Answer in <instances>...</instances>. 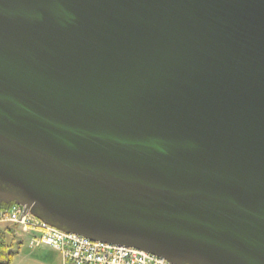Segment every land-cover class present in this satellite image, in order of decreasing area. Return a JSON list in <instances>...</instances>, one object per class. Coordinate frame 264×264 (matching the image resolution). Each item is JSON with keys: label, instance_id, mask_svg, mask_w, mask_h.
Segmentation results:
<instances>
[{"label": "water", "instance_id": "95a60500", "mask_svg": "<svg viewBox=\"0 0 264 264\" xmlns=\"http://www.w3.org/2000/svg\"><path fill=\"white\" fill-rule=\"evenodd\" d=\"M172 264H264V0H0V204Z\"/></svg>", "mask_w": 264, "mask_h": 264}, {"label": "built area", "instance_id": "2783aa9c", "mask_svg": "<svg viewBox=\"0 0 264 264\" xmlns=\"http://www.w3.org/2000/svg\"><path fill=\"white\" fill-rule=\"evenodd\" d=\"M0 227L26 233L31 248L47 246L57 250L62 264H172L135 248L91 241L63 232L16 204L0 206Z\"/></svg>", "mask_w": 264, "mask_h": 264}, {"label": "rangeland", "instance_id": "374dc122", "mask_svg": "<svg viewBox=\"0 0 264 264\" xmlns=\"http://www.w3.org/2000/svg\"><path fill=\"white\" fill-rule=\"evenodd\" d=\"M23 240L17 245L16 238L12 245V258L9 264H61L60 253L51 247L31 248L28 239L23 235Z\"/></svg>", "mask_w": 264, "mask_h": 264}, {"label": "trees", "instance_id": "16d2710c", "mask_svg": "<svg viewBox=\"0 0 264 264\" xmlns=\"http://www.w3.org/2000/svg\"><path fill=\"white\" fill-rule=\"evenodd\" d=\"M13 235L11 231L0 228V264H9L11 261L13 254L11 248L15 241ZM16 243L18 245L21 242Z\"/></svg>", "mask_w": 264, "mask_h": 264}]
</instances>
